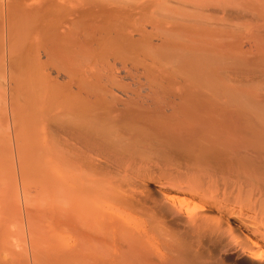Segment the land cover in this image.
Segmentation results:
<instances>
[{
    "label": "bare ground",
    "instance_id": "obj_1",
    "mask_svg": "<svg viewBox=\"0 0 264 264\" xmlns=\"http://www.w3.org/2000/svg\"><path fill=\"white\" fill-rule=\"evenodd\" d=\"M0 40L8 124L54 182L31 264H264V0H6Z\"/></svg>",
    "mask_w": 264,
    "mask_h": 264
},
{
    "label": "rangeland",
    "instance_id": "obj_2",
    "mask_svg": "<svg viewBox=\"0 0 264 264\" xmlns=\"http://www.w3.org/2000/svg\"><path fill=\"white\" fill-rule=\"evenodd\" d=\"M5 2H6V0H1L0 1V4H5ZM4 42H2L1 40H0V58L2 59V56H1V54H2V52H1V49H2V44H3ZM0 59V60H1ZM5 63V62H4ZM0 126H1V129H0V170H1V168H2V171H0V176L2 177L3 175L2 174H5L6 175V178H5V175H4V177L3 178H5L4 180L3 179H1V177H0V190L1 191H3L4 192V194H2L1 193V191H0V193L2 194V197H1V195H0V232H2L3 230H2V228L1 227H3V228H5L4 229V231L2 232V233H6L7 235H9L10 237L8 238V241L11 243H13L12 245H14L13 247V249H11L12 248V246H11V248L9 247H7L8 245L6 244V248L10 251V249H11V251L12 250H14V252H17V253H19V250H20V255H22L23 254V261H24V264L26 263L27 264V262H30V263H28V264H31V257H30V249H31V245L30 244H28L27 243V233H29V230L31 229V228H36L37 230V232H39V231H42V230H40L41 228L39 227V226H35V227H31L30 226V229L29 230H27L28 229V224H29V220L28 219H30V215H28L29 214V212H31V210H34V208H35V211L33 212H31L30 214L32 215H36L37 214V211H39V209H43V210H52V208H53V198L51 199V196H52V193H53V188H54V182H53V180L51 179V175H52V173H51V168H49L48 166H44V165H41L40 163H41V160H42V154L40 155V156H34V153L31 151V153H30V151H29V149L27 150V149H25V148H23V149H21L20 148V146H19V144L18 143H20V141H21V138L17 135V134H14V132L13 131H11V128H10V126L11 125H9V124H11V121H12V114L13 113H11L10 115H9V110H11L10 109V107H12L13 105L11 104V102H9L8 101V97H6L5 96V92H6V83H7V80H8V77H7V74H8V71H7V69L6 68H2V62L0 63ZM7 78V79H6ZM19 78V77H18ZM16 79L14 82H15V85L13 84V86L15 87V88H18V86H19V84H22L21 83V81L20 80H22L23 81V75H20V78L19 79ZM17 80L19 81V82H17ZM5 81V82H4ZM4 94V95H3ZM2 95H3V97H2ZM7 95V94H6ZM8 96V95H7ZM5 97V98H4ZM4 100H5V102H4ZM2 102H3V104H2ZM8 103V104H7ZM9 104L10 105H12V106H9ZM14 108V107H13ZM5 110V111H4ZM27 110V111H26ZM25 110V112H28L29 113V116H30V110H28V109H26ZM13 111V110H12ZM24 112V113H25ZM4 113H5V115H4ZM2 114H3V116H2ZM25 115H27V114H25ZM9 116H11L10 117V120H9ZM28 117V116H27ZM14 119V118H13ZM9 123V124H8ZM8 125H9V127H8ZM6 127H8V128H10V130H8ZM20 138L19 140H18V142H16L15 143V139H17V138ZM11 145V146H10ZM20 145H21V143H20ZM10 146V147H9ZM19 147V148H18ZM10 148V149H9ZM17 148H18V151L20 150V152H21V154H20V152H18V154H20V155H22V151L21 150H27V152L26 153H23V154H25V155H23V156H26L30 161H31V159H34V157H36V159L37 160H40L39 161V164H38V161L37 160H35L34 159V161L37 163V165L38 166H36V168L38 167V168H40L41 169V172L39 173V171H40V169H38V171H37V175H38V177H37V175H36V172H34V169L30 172V168H31V165L29 166V167H27L28 169H26V170H28V172L25 170V168H26V166H27V164H25L26 162H27V158H20V156H18L17 155V153H16V150H17ZM11 150V151H10ZM30 154V155H29ZM10 156L12 157V158H10ZM21 159V160H23V162H25L24 160H26V162L24 163V165L22 164L23 162L22 161H19L20 159L18 158V157ZM38 157V158H37ZM19 160H18V159ZM4 159V160H3ZM9 159H11V161L9 160ZM13 159V160H12ZM6 160H8V162L6 161ZM28 160V161H29ZM21 162L20 163V165H19V162ZM29 161V162H30ZM33 162V161H32ZM31 162V163H32ZM35 162H33V164L35 163ZM21 164H22V166H21ZM26 165V166H25ZM36 165V164H35ZM5 166V167H4ZM24 166H25V168H24ZM40 166V167H39ZM4 167V168H3ZM7 167V172L6 173H4L6 170H5V168ZM22 167H23V169H22ZM35 167V166H34ZM36 168H35V171H36ZM10 169V170H9ZM32 169V168H31ZM42 169H43V171H42ZM13 170V171H12ZM25 170V171H24ZM4 171V172H3ZM21 171H22V176H24V178L25 177H27V176H30V177H28L29 178V180L30 181H28V178H26V180L28 181H24L23 183L26 185L27 184V186H28V188L25 186L24 187V189L25 188H27L28 189V191H23V188H22V184H21V179L20 178H22L23 179V177L20 175V173H21ZM33 172V173H32ZM26 174L27 176H25L24 174ZM29 173V174H28ZM39 173V174H38ZM12 174V175H11ZM7 176L9 177V178H7ZM21 176V177H20ZM41 176L43 177V178H41ZM44 176L46 177V178H44ZM49 177V178H48ZM37 179H38V183H37ZM40 179H44L45 180V182H43L42 183V180H40ZM50 179V180H49ZM48 181V182H47ZM1 182H2V184H1ZM41 182V183H40ZM39 183L40 184H42V185H39ZM44 183H45V185H49V186H46L45 188H46V190H48V188H49V192L47 193V194H49V196L47 195V194H45V195H47V197H49V201H47L46 203L48 204V202H49V204H48V206H47V204H45V206H42V205H44V204H42L41 205V207L42 208H39V205L41 204V201H40V199H42V198H39V196L41 195V193L43 192L42 190H41V188L43 187V190H44ZM49 183V184H48ZM3 184H4V186H3ZM6 184V185H5ZM7 185H9L8 187H7ZM41 186V187H40ZM3 187V188H2ZM48 187V188H47ZM39 188H40V190L42 191V192H40V190H39ZM26 189V190H27ZM27 192L26 194L27 195H24L23 194V192ZM45 191V190H44ZM40 192V193H39ZM31 193V194H30ZM44 193V192H43ZM46 193V192H45ZM23 195H24V198H23ZM29 196V197H28ZM24 199V200H23ZM38 199H39V201H40V203H39V201H38ZM23 200V201H22ZM28 200V201H27ZM35 200V201H34ZM20 201V202H19ZM34 201V202H33ZM42 201H44V199H42ZM46 201V200H45ZM33 203V204H32ZM36 203V205L35 206H33L34 204ZM5 205V206H4ZM32 206L34 207V208H32ZM3 207V208H2ZM29 216V217H28ZM26 219V220H25ZM26 221H28V222H26ZM28 223V224H27ZM32 223V222H31ZM21 225V226H20ZM23 225V226H22ZM25 226H26V228H25ZM22 227V228H21ZM18 228V229H17ZM24 228V229H23ZM40 228V229H39ZM20 229H22L21 230V232H23L24 234H23V236L25 237V244L24 245H30L29 246V248L27 247H24V249H25V251L28 249V251H27V253H28V255L27 256H29V258H25V256H26V254L27 253H23L21 250L23 249V246L21 247L20 245H23V243L24 242H21L22 244H20L19 245V243H20V241H22V240H20L19 241V239L20 238H18L17 236H21L22 237V233L21 232H19L20 231ZM37 232H36V234H37ZM33 234H34V232H32ZM42 235H44L43 237H44V239H47L46 241L48 242H44V244H43V242L41 243V247H39L38 248V252H39V254L40 255H49V254H51L52 253V249H53V238H52V234L50 233L49 235H47V234H42ZM40 233H38L37 234V236H35L36 237V240H40L41 239V241L42 240H44V239H42V238H40L39 239V237H41L42 236ZM41 241H39V242H41ZM45 241V240H44ZM49 242H50V244H49ZM8 243V242H7ZM14 243H16V244H14ZM27 243V244H26ZM46 244H47V246H46ZM49 244V245H48ZM21 247V249L19 248V246ZM10 246V245H9ZM15 247H18V248H16V250H15ZM42 247H44V249L42 248ZM24 249H23V251H24ZM43 249V250H42ZM8 250H7V252L6 251H4V254H8ZM45 250H46V254H44V252H45ZM44 251V252H43ZM25 255V256H24ZM26 256V257H27ZM8 260H9V258H8ZM27 261V262H26ZM8 264H10V262L8 263Z\"/></svg>",
    "mask_w": 264,
    "mask_h": 264
}]
</instances>
